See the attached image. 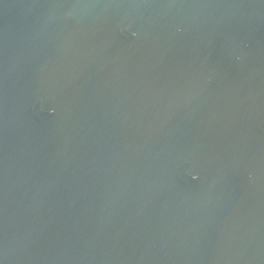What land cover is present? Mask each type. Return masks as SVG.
<instances>
[{"label":"water","instance_id":"obj_1","mask_svg":"<svg viewBox=\"0 0 264 264\" xmlns=\"http://www.w3.org/2000/svg\"><path fill=\"white\" fill-rule=\"evenodd\" d=\"M0 264H264V0H0Z\"/></svg>","mask_w":264,"mask_h":264}]
</instances>
